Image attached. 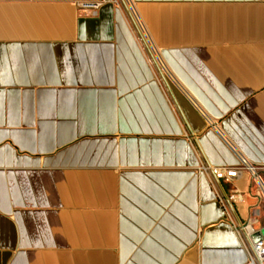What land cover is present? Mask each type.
<instances>
[{
    "label": "crops",
    "instance_id": "obj_1",
    "mask_svg": "<svg viewBox=\"0 0 264 264\" xmlns=\"http://www.w3.org/2000/svg\"><path fill=\"white\" fill-rule=\"evenodd\" d=\"M81 1L0 0V264H247L264 0Z\"/></svg>",
    "mask_w": 264,
    "mask_h": 264
},
{
    "label": "built area",
    "instance_id": "obj_2",
    "mask_svg": "<svg viewBox=\"0 0 264 264\" xmlns=\"http://www.w3.org/2000/svg\"><path fill=\"white\" fill-rule=\"evenodd\" d=\"M118 0H92V1H81L79 3V9L85 14H95L102 4L107 2L116 3ZM201 169L207 174L211 183L215 187L222 182H230L237 179L241 173V170H247L255 178L257 170L259 167L246 161L242 160L239 166H217L207 163H202ZM259 179V190L264 195V186L262 180ZM219 200L226 209H229L230 205L228 202L225 192H219ZM233 225L235 226L239 236L243 240L247 252H248V262L247 264H264V236L261 235L259 230H256L254 224L256 220L253 218L249 219L246 223H243L239 219H231Z\"/></svg>",
    "mask_w": 264,
    "mask_h": 264
},
{
    "label": "rangeland",
    "instance_id": "obj_3",
    "mask_svg": "<svg viewBox=\"0 0 264 264\" xmlns=\"http://www.w3.org/2000/svg\"><path fill=\"white\" fill-rule=\"evenodd\" d=\"M257 174L258 175H256V177L254 178L252 175V179H253V181L255 182V184H259V179H257V177L259 176L260 177V169L259 170H257ZM260 179H261V177H260ZM262 180V179H261ZM262 183H263V181H262ZM263 186H264V183H263ZM259 195L262 197V199H263V201H264V195L262 194V192L259 190ZM264 204V203H263ZM264 207V206H263ZM263 215H264V212H263ZM255 220H257V222H255V224H254V227H255V229L257 230V227L258 226H260V221H258L259 220V218L258 217H255ZM264 223V222H263ZM262 223V224H263Z\"/></svg>",
    "mask_w": 264,
    "mask_h": 264
},
{
    "label": "bare ground",
    "instance_id": "obj_4",
    "mask_svg": "<svg viewBox=\"0 0 264 264\" xmlns=\"http://www.w3.org/2000/svg\"><path fill=\"white\" fill-rule=\"evenodd\" d=\"M128 4H129V7H130V13H133V11H134V9H133V7H132V4L131 3H129L128 2ZM134 14V13H133ZM135 17H136V15H135ZM138 20V19H137ZM139 22V21H138ZM139 30H140V32H141V34L143 35V33H144V30H143V28L141 27V26H139Z\"/></svg>",
    "mask_w": 264,
    "mask_h": 264
}]
</instances>
